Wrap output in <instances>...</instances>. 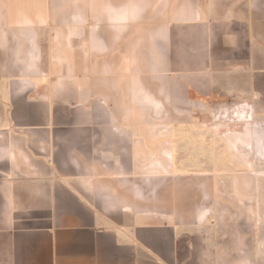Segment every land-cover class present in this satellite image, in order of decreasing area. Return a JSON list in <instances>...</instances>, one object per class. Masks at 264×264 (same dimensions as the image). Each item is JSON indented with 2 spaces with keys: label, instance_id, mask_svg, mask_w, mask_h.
I'll return each mask as SVG.
<instances>
[{
  "label": "crops",
  "instance_id": "1",
  "mask_svg": "<svg viewBox=\"0 0 264 264\" xmlns=\"http://www.w3.org/2000/svg\"><path fill=\"white\" fill-rule=\"evenodd\" d=\"M251 131L264 0H0V264L224 262L186 168Z\"/></svg>",
  "mask_w": 264,
  "mask_h": 264
},
{
  "label": "rangeland",
  "instance_id": "2",
  "mask_svg": "<svg viewBox=\"0 0 264 264\" xmlns=\"http://www.w3.org/2000/svg\"><path fill=\"white\" fill-rule=\"evenodd\" d=\"M222 116L218 115V124L247 126L243 117L231 121ZM249 135L248 148L236 147L228 155L219 150L220 165L186 168L204 196L201 206L208 209L206 221L222 225L215 231L217 248L225 258L219 264H264V149L253 140L252 131ZM229 156L235 163L224 164Z\"/></svg>",
  "mask_w": 264,
  "mask_h": 264
}]
</instances>
